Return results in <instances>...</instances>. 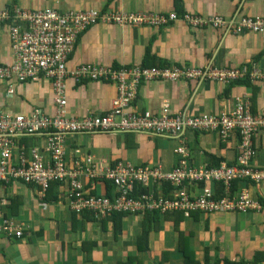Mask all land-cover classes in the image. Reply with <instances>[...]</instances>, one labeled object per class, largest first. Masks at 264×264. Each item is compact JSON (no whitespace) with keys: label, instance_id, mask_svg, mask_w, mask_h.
<instances>
[{"label":"crops","instance_id":"1","mask_svg":"<svg viewBox=\"0 0 264 264\" xmlns=\"http://www.w3.org/2000/svg\"><path fill=\"white\" fill-rule=\"evenodd\" d=\"M13 6L26 11L53 9L61 13L95 10L161 15L175 12L203 18L264 17V0H0V8ZM13 60L8 25H2L0 66L11 65ZM249 63L264 68V34L233 35L213 27L190 28L184 22H170L160 27L98 24L79 37L67 70L133 66L225 68ZM247 82L230 85L195 80L143 83L130 111L159 114L168 103L174 114L216 116L233 111L238 100H246L254 115H262L264 88L259 83ZM66 85V109L72 117L107 113L117 97L114 82H97L89 76L68 78ZM55 96L47 79L22 84L15 80L0 81V113L30 116L38 110L51 117L55 114ZM45 136H23L18 144L27 151L33 148L43 151ZM238 145V134L224 141L217 132L187 131L180 140L121 132L64 137L68 164L92 155L102 165L121 162L135 167H160L165 173L177 166L176 150L180 146L186 149L191 167L198 170L206 166L235 165ZM254 148L253 164L264 169V134L254 139ZM108 183L101 179H82L84 190L91 195L112 200L120 197L116 189L109 190ZM215 186L212 184L216 194ZM244 189L261 205L260 211L193 213L186 217L179 212L157 216L148 211L126 210L120 218L109 219L108 215L97 222L90 217H74L67 183L52 185L44 196L22 183H0V210L24 227L21 239L0 236V264L132 261L134 264H256V261L264 264V183L237 180L231 185L230 195L235 197ZM189 190L193 194L201 193L200 186L192 185ZM147 192L157 198H170L174 190L169 184L152 181ZM140 245H145L144 249Z\"/></svg>","mask_w":264,"mask_h":264},{"label":"built area","instance_id":"2","mask_svg":"<svg viewBox=\"0 0 264 264\" xmlns=\"http://www.w3.org/2000/svg\"><path fill=\"white\" fill-rule=\"evenodd\" d=\"M170 22H184L188 27L201 29L213 27L226 33L264 34V17L224 18L178 13L169 15L145 13L100 12L73 10L65 13L53 9L26 11L20 7L0 8V27L8 25L14 60L11 65L0 66V81L11 83L51 81L55 92V114L46 116L34 111L30 116H11L0 113V183H22L37 189L44 196L52 183H67L70 187V209L75 213L93 211L95 217L104 219L113 211L193 213L208 215L220 213H247L260 211L261 205L252 200L247 189L237 196L230 195L233 181L247 180L264 183V169L253 164L254 139L264 134V114L254 115L249 101L238 100L233 111L220 115L188 117L184 113H171L168 103L159 114L132 113L131 106L137 99L143 83L153 81H211L230 85L248 80L264 88V68L256 63L241 67L194 68L166 67L119 69L79 68L68 71L67 62L74 52L79 37L98 24L123 26L160 27ZM89 76L97 82H114L117 97L111 108L101 115L82 118L67 114L66 79ZM12 94L13 91L9 90ZM187 131L217 132L224 141L239 135L236 164L219 167H202L194 170L186 149L180 146L176 153L177 166L169 173L160 167H135L116 163L102 165L94 156L85 155L66 160L64 137L74 134L94 133H149L182 139ZM45 134L43 151L33 148L27 151L18 144L23 136ZM79 153V151H76ZM48 156L46 157L44 156ZM104 180L114 185L120 195L115 200L105 196H92L83 188L82 179ZM168 182L173 188L172 197L157 198L147 192L150 182ZM222 184L223 196L217 197L212 184ZM200 183L201 193L193 194L189 187ZM134 197H130V195ZM4 205L5 202H2ZM23 226L0 210V236L21 239Z\"/></svg>","mask_w":264,"mask_h":264},{"label":"trees","instance_id":"3","mask_svg":"<svg viewBox=\"0 0 264 264\" xmlns=\"http://www.w3.org/2000/svg\"><path fill=\"white\" fill-rule=\"evenodd\" d=\"M243 82H245V83H248L247 82V80H245V81H243ZM236 164V163H235ZM233 182H235V181H233ZM108 183V182H107ZM54 184H58V183H52L51 184V186L52 185H54ZM109 184V190L110 191H116L115 190V187H114V185L113 184H111V183H108ZM162 184H169L168 182H163ZM216 184V186H215V189H216V196L217 197H221V196H223V192L221 191V187H222V184L220 183V182H217V183H214V185ZM170 185V184H169ZM50 186V187H51ZM197 187H201L202 185H200V183H198V185H196ZM217 187V188H216ZM223 188V187H222ZM92 196H94V195H92ZM132 196H134L133 194L132 195H130V197H132ZM97 197H99V196H97ZM73 212V211H72ZM150 213V212H149ZM153 213V215H157L158 216V214H161L159 211H153L152 212ZM172 213H178V212H172ZM73 214H74V217L75 216H80L82 219H84L85 217H90L92 220H94V221H97V222H100L102 219H98V218H96L95 217V214L93 213V211H89V210H85V211H83V212H81V213H75V212H73ZM122 212H117V211H113L111 214H109V219H116V218H120L121 216H122ZM169 214H171V212H166V213H164L163 215H169ZM162 215V214H161ZM111 216V217H110ZM73 217V219L75 220V218ZM144 246L145 245H140V247H143V249H144ZM143 249H140V250H143ZM132 260L134 259V258H131ZM162 263V262H161ZM119 264H134V261H132V262H124V263H119ZM256 264H257V261H256Z\"/></svg>","mask_w":264,"mask_h":264}]
</instances>
